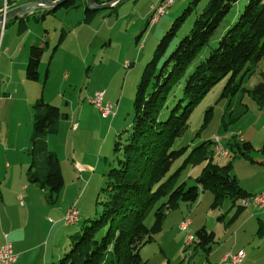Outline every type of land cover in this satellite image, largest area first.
Masks as SVG:
<instances>
[{
    "label": "trees",
    "instance_id": "trees-1",
    "mask_svg": "<svg viewBox=\"0 0 264 264\" xmlns=\"http://www.w3.org/2000/svg\"><path fill=\"white\" fill-rule=\"evenodd\" d=\"M95 1L101 3L100 0ZM191 1L192 5L161 36L151 59L143 68L134 94L130 127L116 134L114 164L105 173L104 186L97 195L99 216L86 219L81 236L53 264H150L141 257L140 250L156 240L167 213L177 210L181 202H196L204 191L213 194V207L220 206L224 199L231 201L232 214L228 224L245 209L240 200L251 194L241 188L230 171L236 158L254 162L250 154L253 146L249 141H237L235 135H231L222 145L227 150L224 158L228 157V162L222 165L213 161L215 152H218L213 140L203 141L188 152L187 147L174 149L172 145L187 128L193 105L226 75L230 76L222 96L231 98L239 91L247 92L259 108L263 107L264 75L252 88H246L242 83L254 74L264 58V0H247L233 24L220 36L217 45L207 56L198 59L202 48L238 2L208 0L196 12L189 33L180 38L175 48L164 57L180 24L177 20L183 19L186 10L195 9V4L199 2ZM80 5H84L83 20L90 21L97 10L88 8L85 0H64L56 7L47 8L40 17L32 15V18L38 22L44 19L46 13H53L59 8L70 10ZM18 22L19 29L24 31L26 22ZM62 37L63 33H60L58 44ZM42 54L40 42L29 45L24 72L28 81L46 79L47 70L43 77L39 71ZM183 98L188 102L182 108ZM246 109L229 111V121L223 123L224 127L234 122ZM234 113L239 114L232 117ZM32 114L33 123L26 149L30 159L26 180L47 188L55 201L64 180L59 159L47 148L46 137L57 133V122L65 119L67 114L42 98L33 103ZM210 114L211 109L207 110L205 121ZM217 156L224 159L219 153ZM180 157L181 165L171 172L172 163ZM199 164L203 166L195 177L194 185L178 181L183 166ZM261 234H264L262 227L259 229ZM77 235L78 232H74V236ZM193 235V248L200 247L206 252L216 242L214 232L207 231L205 227Z\"/></svg>",
    "mask_w": 264,
    "mask_h": 264
},
{
    "label": "rangeland",
    "instance_id": "rangeland-1",
    "mask_svg": "<svg viewBox=\"0 0 264 264\" xmlns=\"http://www.w3.org/2000/svg\"><path fill=\"white\" fill-rule=\"evenodd\" d=\"M15 1L21 2L23 0ZM108 1L110 0H105L104 2ZM207 1L199 0L195 4V9L191 11L186 10L184 18L177 20V23L180 24L177 26L176 33L170 41L164 57L175 48L180 38L189 33L196 12ZM191 2V0H176L157 21L159 23L158 28H154L155 24L153 26L147 25L138 39L136 37L142 29L140 23H148V17L146 19V16L147 13L149 15V7L151 3L158 4L159 0H122L116 7L111 6L97 10L94 17L88 22L83 20L84 5L70 10L59 8L53 13H46L44 19L38 20V22L30 16L28 23L31 24L28 25V30L34 27L35 23H41L40 27H42V30L40 34L43 36L46 33L45 30L48 29L45 40H48L50 43L49 47H46L42 65L44 62L47 63L50 53L54 51L53 48L56 46L51 60V74L46 81V85H44L45 98L50 100L51 103L44 99L43 101L48 104H54L52 102H55L56 104L54 105L57 106L59 104L58 107L65 113L69 109L64 106L65 100L74 102L75 104L80 100L85 102L96 90H104V94L107 97H111L110 102L118 105L116 109L117 114L115 113L114 119V117H102L99 111L92 104H89L87 118L89 121H86L87 119L84 121L85 126H82V131L71 133L70 126H62L64 125V120L61 118L57 122L58 132L55 136H52L53 145L51 147L55 148L58 153L62 162L64 175V184L58 194L59 198L57 197L58 200L56 199L52 203L57 201L60 209L75 204L74 206L78 210V213H80V221H77L78 223L74 226L65 228L61 219L59 220V239L64 240L63 244L65 246L68 244L66 251L69 250L72 242L77 241L78 236H81L86 219L99 216L100 206L96 203L97 195L104 186L105 173L114 164L113 146L116 134L130 127L133 115L134 94L143 68L151 59L161 36L172 27V23L176 18L190 4L192 5ZM246 2L247 0H238L232 7L208 44L202 48L198 59L207 56L210 50L217 45L220 36L233 24L238 14L243 10ZM5 11L7 10H2L0 13ZM37 11L38 13H42L47 11V8H38ZM37 16L40 17L41 14ZM12 19L15 20L16 18ZM12 19L5 21L7 23L6 30L7 32L8 30L11 31L14 39H18L23 36V34L21 35L23 31L19 29L18 20L14 22ZM1 26H4V23H0V28H3ZM150 31H152L151 34L153 35L147 38ZM155 31H157V37L154 35ZM60 33H63V37L58 44ZM34 41H37L36 37L30 42ZM30 42L28 44H31ZM142 42L146 44V48L142 50L139 61H137L141 49L139 47ZM6 43L8 41H5ZM24 51H26V48H24ZM164 57L160 59L159 64ZM125 61L131 62L132 65L126 68L127 62ZM0 67L2 68L1 60ZM9 68L8 63L3 67V70L8 71ZM261 75H264V58L258 63L254 74L250 78H246L242 85L246 88H252L255 84L259 83ZM229 76L222 77L218 83L193 105L187 120V128L180 137L175 139L172 148L187 147L188 152L192 147L203 141H212L214 136H218L221 139V144L224 146L226 139L231 137L230 134L235 135L234 137L236 138H241L245 135V140H251L249 142L253 146V151L250 154L254 162L245 158H236L232 161V169L230 171L231 175L236 177L241 188H244L242 186L257 185L260 182H264V152L262 151L264 148V131L261 129L264 126V105L259 108L252 96L247 92L242 93L239 91L231 98L229 96H222L223 87ZM12 96L14 99L17 94L13 93ZM187 102L188 100L183 98L182 108ZM10 103L17 105L18 101L13 100ZM244 107H247L246 112L234 122L229 123L225 128L223 123L229 121V111L236 112ZM182 108L180 107V112ZM209 109H211V114L208 120L205 121V116ZM15 114L16 110H14L12 116ZM237 115L234 113L232 117ZM61 127L62 130L59 132V128ZM11 131L12 133L15 131L13 123L11 124ZM238 132L240 133L238 134ZM107 133L109 134L108 137H106ZM65 134L66 136L64 137ZM1 148L3 149V147H0V168L5 162L4 152ZM64 150L69 151V156L67 155L69 161L67 162L65 161L67 158ZM87 150L92 152L98 151V156L99 151H101L99 156L100 162L94 174L92 172H88L87 174L81 173V171L76 172L72 166L75 155L72 153ZM217 153L215 152L213 156L215 163L222 165L228 162V157L221 159L217 156ZM8 155L10 163L13 162V158L17 161L19 157L22 158L24 156L28 161L26 168L29 166V157L26 152L10 151ZM105 158L106 161L104 160ZM257 160L263 161V163H258L256 162ZM181 163V157L174 160L170 171L173 172ZM202 166V164L183 166L178 181H185L188 186L194 185L195 177L199 175ZM75 174L77 177L73 176ZM46 196L48 199L51 195L48 192ZM212 203L213 194L210 191H204L200 193L198 200L194 203L181 202L179 210L183 208L184 216L193 220L194 225L205 220L207 222V230L212 231L215 224L223 219H218L221 215L227 220L232 213V211H229L231 210V201L229 199H224L218 207H213ZM247 205L243 212L250 209L252 202L250 201ZM192 211H194L193 214ZM148 223L150 224L151 220ZM76 230L78 235L74 236ZM67 231L71 234L69 238L67 237ZM163 233L160 231L154 242L146 244L140 250L141 257L143 259H146V256L150 258L157 257L159 264L163 258H165V261L170 258V264H186L187 259L193 254V244L184 246L178 253L177 246L174 247L175 241H170V237H166L164 240ZM190 234L195 233L191 230ZM159 238L163 242L162 245L157 242ZM167 242L168 245H166ZM161 246H164L165 253L169 254V257L163 256ZM194 249H197V251L190 260L191 264L195 261L197 263L205 261L204 255L206 251L199 247Z\"/></svg>",
    "mask_w": 264,
    "mask_h": 264
},
{
    "label": "crops",
    "instance_id": "crops-1",
    "mask_svg": "<svg viewBox=\"0 0 264 264\" xmlns=\"http://www.w3.org/2000/svg\"><path fill=\"white\" fill-rule=\"evenodd\" d=\"M28 1L30 0H23L21 2L15 0H0V11L12 9ZM100 1L104 2L105 0ZM115 5L112 7H115ZM37 10L38 8L31 10L15 19L18 21L24 20L26 22L25 30L21 33L23 36L18 39L13 38L11 31L8 30L7 32L6 20L4 21L3 28H0V60L2 66V68L0 67V147H3V149H1L4 152L5 161L0 168V244L3 242L2 233L8 232L13 252L17 255L13 264H53L63 255L68 245L65 246L63 244L64 240L59 239L58 223H60L59 220L71 205L67 208L64 207L60 209L57 205V201L52 203V201H54L53 197L50 196L47 199V188L26 180V172L28 168H26V166L28 161L25 157L22 156V158H16L18 159L17 161L13 158V162L10 163L8 155L10 151L26 152L31 131L32 104L39 98L50 102V100L45 98L44 85H46V81L51 74V60L52 55L56 50V46L53 48L54 51L50 53L47 63L44 62L42 65V59L46 47H49L50 43L48 40H45V38H47L46 33L48 29L45 30L46 33L43 34V36L40 34L42 30V27H40L41 23H35L36 25L28 30V25L31 24L28 23L30 16H37L38 14L40 15L43 13H38ZM147 17L148 13L146 19ZM140 24L142 25V29L136 39L140 37L141 33L147 26V23ZM154 26V28H158L159 23ZM151 33L152 31L148 33L147 38L153 35ZM154 35L157 37V31L154 32ZM34 37L37 39V41L34 42L39 41L43 46V54L39 64L41 77H43L47 70L46 79L40 78V80L36 82L28 81L24 76L25 67L28 61V45H30L28 43L34 39ZM5 41H8V43L5 44ZM141 44L137 61H139L142 50H145L146 48L144 42ZM24 48H26V51H24ZM8 63L10 66L9 70H3V67ZM13 93L17 94L14 99L12 96ZM18 97L19 99H17ZM110 99L111 97H107L104 94V102L112 103L110 102ZM13 100H17L18 104L10 103V101ZM64 102L66 103L65 105L63 103V105L69 109L65 112L67 117L63 119L64 125L62 126H70L71 133L82 131V126H85L84 121L88 118L89 104L91 103L88 100H85V102L80 100L77 104L74 102H68L67 100ZM52 103L56 104L55 102ZM112 104L114 105V103ZM114 106L117 107L118 105L116 104ZM14 110H16V114L12 116ZM86 121L89 120L87 119ZM12 123L13 126H15V131H13V133L11 131ZM261 129L264 131V126L261 127ZM61 130L62 127L59 128V132ZM239 133L240 132H238V134ZM56 134H49L46 137V143L47 148L56 153L59 159L61 173L64 180L62 162L56 149L51 147V145H53L52 136H55ZM108 135L109 134L107 133L106 137H108ZM231 135L233 134H230V136ZM65 136L66 134L64 137ZM228 139L229 137L226 141ZM245 139V135L241 138H236L237 141H245ZM64 152L67 158V155L69 156V151L64 150ZM72 154H75L72 166L76 172L81 171V173L84 174H87L88 172L95 173L100 162L99 156L101 151H99V156L98 151L92 152L88 150L73 152ZM104 160L106 161V158ZM65 161H69V158H67V160L65 159ZM256 162L263 163V161L258 160ZM73 176L77 177L76 174ZM242 187L245 188L243 189L247 193L252 195L264 191V182H260L257 185H245ZM179 208L177 209L178 211H169L167 213L161 230L164 232V240L166 237H170V241H175L174 247L177 246L178 253L185 246L186 235L190 234L191 230H193L194 233L201 227H205L207 230V222L205 220L194 225L193 220L184 216L183 208L180 210ZM229 211L231 212V210ZM193 213L194 211H192V214ZM230 217L231 215L227 220H225V217H222L223 219L219 220L220 222H217L213 227L212 231L215 234L216 242L210 246L209 251L206 252L205 255L202 253L205 261L199 263L195 261L192 264H220L225 253L237 251L244 252L241 264H264V234L259 235L260 227L264 230V207L256 206L252 203L249 210L242 211L231 224H228ZM185 218L189 219L190 224L187 231H182L179 228V224ZM79 221L80 219L78 222ZM78 222L72 225L64 224V226L65 228L68 226H74ZM70 235L71 234L68 232L67 237L69 238ZM157 242L161 245L163 243L160 238L159 240L157 239ZM166 245H168V242ZM161 247V253H163V256L169 257V254L165 253L164 246ZM196 251L197 249L193 248V254L187 259L186 264H191L190 260ZM146 259L150 264H159V259L157 257L150 258L146 256ZM169 259L165 261V258H163L160 264H165L166 262L170 264L171 259Z\"/></svg>",
    "mask_w": 264,
    "mask_h": 264
},
{
    "label": "built area",
    "instance_id": "built-area-1",
    "mask_svg": "<svg viewBox=\"0 0 264 264\" xmlns=\"http://www.w3.org/2000/svg\"><path fill=\"white\" fill-rule=\"evenodd\" d=\"M176 0H159L158 4H151L149 9V15L147 20V25L153 26L157 23L160 17L165 14L167 8H169ZM4 23V21H3ZM142 45V44H141ZM126 68L131 66V62L125 61ZM124 62V65H125ZM104 91L96 90L94 94L88 99V101L99 111L102 117L113 118L116 113V109L114 110L113 104L106 103L103 101ZM217 139H220L218 136H214ZM221 155H227V150L225 148H220V157ZM252 202L256 206L264 207V191L256 194H252L245 199L240 200V204L243 206H247L249 202ZM79 213L74 205L70 206L68 210L64 213L61 218L63 224L72 225L78 221ZM190 224L189 219L185 218L179 224V228L182 231H187L188 226ZM3 242L0 244V264H13L16 260L17 255L13 252L12 243L9 241L8 232L2 233ZM194 235L187 234L185 240V246H190L194 241ZM244 257L243 251L237 252H227L222 257L220 264H241L242 259Z\"/></svg>",
    "mask_w": 264,
    "mask_h": 264
},
{
    "label": "water",
    "instance_id": "water-1",
    "mask_svg": "<svg viewBox=\"0 0 264 264\" xmlns=\"http://www.w3.org/2000/svg\"><path fill=\"white\" fill-rule=\"evenodd\" d=\"M64 0H30L24 4L18 5L12 9H9L5 12L0 13V23L3 21L9 19V18H17L18 16L27 13L31 10H34L36 8H53L56 7L58 4H60ZM122 0H110L108 2H101L97 3L95 0H85L86 5L88 8L92 10H99V9H105L109 8L111 6H114L115 4H118Z\"/></svg>",
    "mask_w": 264,
    "mask_h": 264
},
{
    "label": "bare ground",
    "instance_id": "bare-ground-1",
    "mask_svg": "<svg viewBox=\"0 0 264 264\" xmlns=\"http://www.w3.org/2000/svg\"><path fill=\"white\" fill-rule=\"evenodd\" d=\"M1 27H3V26H1ZM213 141H214V148H215V150L218 151L219 156H220V148H223V146L221 144V139H217V145H216V138H213ZM221 157L224 158V157H226V155H221Z\"/></svg>",
    "mask_w": 264,
    "mask_h": 264
}]
</instances>
